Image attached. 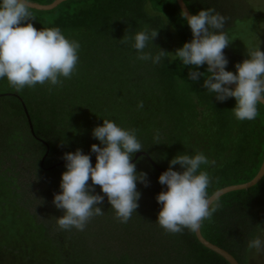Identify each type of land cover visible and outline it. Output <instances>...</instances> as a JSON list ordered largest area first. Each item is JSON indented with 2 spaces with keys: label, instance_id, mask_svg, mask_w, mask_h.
Here are the masks:
<instances>
[{
  "label": "trees",
  "instance_id": "16d2710c",
  "mask_svg": "<svg viewBox=\"0 0 264 264\" xmlns=\"http://www.w3.org/2000/svg\"><path fill=\"white\" fill-rule=\"evenodd\" d=\"M32 1L46 4L53 0ZM185 2L192 14L204 5L202 0ZM31 11L35 17L32 22L37 29L58 26L67 37L80 42L79 61L73 75L61 77L62 83L55 86L37 84L17 91L6 78L0 80V102L6 110L11 108L18 112L16 115L24 113L25 123L29 126L27 132L16 128L5 135L0 160L3 155L11 158L18 152L23 156L24 151H33L34 142L38 141L44 148L39 169L46 173L49 184L52 179L61 177L59 170L65 167V162L57 163L63 160L64 152L80 148L89 153L93 143H100L92 136V129L101 125L103 118H108L110 107L117 103L124 105L122 114L118 115L122 126L137 130L144 151L148 153L144 155L151 168L147 170L148 179L157 180L156 177L167 169L169 161L178 152H197L195 147H191L189 130L198 126L210 134L209 153H204L209 160L215 161V164L202 166L211 177L209 196L224 186L246 182L257 174L264 158L263 104L258 105L259 114L255 120H237L232 111L235 98L217 101L203 88L205 77L196 82L189 79L188 72L192 66H184L179 59L169 62L166 58L158 64L137 59L139 54L132 47L130 38L145 26L159 29L154 40L156 45L150 44L145 49L153 55L159 47L174 52L191 40V30L181 16L177 0H66L51 10L31 8ZM245 16L251 17L252 14L241 12L238 19ZM124 35L129 38L128 43H121ZM120 61L126 64L127 74L122 72L124 67L117 72L116 66L121 64ZM206 68L207 65L200 66L199 71L206 72ZM227 68L232 70L230 63ZM92 75L98 83L91 85L92 97L83 93L89 85L72 96L73 86H84L82 82L85 83ZM122 80L128 85L125 92L116 86ZM141 101L143 108L138 107ZM157 134L159 144H154L153 138ZM91 158H96L94 153ZM11 159L14 164L16 161ZM156 159L163 163L162 167L157 165ZM173 167L179 169L180 166ZM2 177L0 175V258L9 250L8 247L17 252L29 243L34 250L36 246L47 248L53 264H87L78 252L66 260L62 259L60 248L50 235L44 233L47 229L45 224L39 223L38 216L18 200L20 194L9 188L11 181ZM263 181L264 176L249 188L230 191L217 198L212 203L216 211L201 225V231L208 240L227 249L241 264H247L245 247L249 240L260 235V220L264 212L261 215L255 212L261 204V196L256 191ZM58 182L57 179L55 184L60 185ZM49 195L53 201L54 194ZM233 216L236 219L231 225ZM228 229L230 242L225 239ZM193 236V244L191 242L188 246L192 255H186L190 261L188 264H230L220 254L204 246L195 232ZM180 242L178 238L177 243Z\"/></svg>",
  "mask_w": 264,
  "mask_h": 264
},
{
  "label": "clouds",
  "instance_id": "9594fccd",
  "mask_svg": "<svg viewBox=\"0 0 264 264\" xmlns=\"http://www.w3.org/2000/svg\"><path fill=\"white\" fill-rule=\"evenodd\" d=\"M181 16L191 30V40L174 52L159 47L153 55L145 49L155 44L159 29L145 26L130 38L139 54L137 59L153 64L166 58L169 62L179 59L184 66H192L188 72L191 81L205 77L203 88L217 101L235 98L232 111L237 120H255L258 105L264 104V50L260 45L247 49L246 58L235 64V71L228 70L224 50L233 39L225 31L226 17L214 8H201L194 14L182 10ZM34 19L30 0H0V80L6 78L17 91L37 84L59 85L61 77L73 75L79 61L78 40L67 37L58 26L37 29ZM128 40L124 35L121 43ZM203 65H207L206 72L199 71ZM143 106L139 102L138 107ZM92 136L100 143H93L89 153L77 148L62 156L65 171L61 174L60 191L53 196L54 206L63 210L62 215L56 216L61 230L84 231L91 217L103 215L105 196L116 218L127 223L139 207L141 192L137 183H149L147 173L137 171L133 161L135 154L144 149L136 129L103 118V123L92 129ZM153 139L154 144H159V134ZM212 164L215 161L203 151L189 154L185 150L178 152L159 175V183L166 187L156 196L161 205L156 222L166 232H196L216 211L208 195L211 177L202 168ZM97 185L100 193L95 191ZM247 248L254 254H264V235L250 239Z\"/></svg>",
  "mask_w": 264,
  "mask_h": 264
},
{
  "label": "rangeland",
  "instance_id": "374dc122",
  "mask_svg": "<svg viewBox=\"0 0 264 264\" xmlns=\"http://www.w3.org/2000/svg\"><path fill=\"white\" fill-rule=\"evenodd\" d=\"M202 1H204V5H201L200 9L214 8L226 17L225 31L233 41L224 51L231 64L232 71H235L237 62H241L246 58L247 49L260 45L261 49L264 50V0ZM241 12H246L248 15L252 14V16L238 19L241 16ZM234 14L236 16H233ZM232 17H236V19L234 18L233 20L231 19ZM229 24H231V27ZM125 65V63L121 62V64L116 66L117 72H121L124 67L125 70L122 72L127 74L128 70H126ZM96 78L98 79L99 76H96ZM96 83L97 80L92 75L86 79L85 83L82 82L84 86H73L72 96H75L85 86L89 85L84 89L83 93L88 97H92L93 93L91 91L93 89L91 85ZM116 86L123 92L128 88V85L123 80L118 82ZM123 106V104L118 105L116 103L110 107L111 111L107 119L115 120L122 125L118 115L122 114ZM262 109L264 112L263 107ZM17 113L11 108L6 110L0 102V149L4 146L5 135L12 132V129H26L25 132L28 130L29 126L25 123L24 113L16 115ZM209 139L210 134L208 135L207 131L201 130L199 126L189 130L191 147H195L197 151L209 153ZM34 144L33 151H24L23 156L18 152V154L11 157L16 161L14 164L10 156H1L0 175L3 176V179L11 181L9 188L16 190L20 194L18 200L23 201L29 207V210L38 216L39 223L45 224L47 229L44 233L50 235L53 243H56L60 248L63 260H66L69 255L71 256L73 253L78 252L79 257H82L87 264L190 263L186 255H192L188 246L191 245V242L193 244V232L184 229L182 233H168L156 222L157 214L161 208V205L157 203L156 196L166 187L159 183V176L156 177L157 180L155 181L154 179H148V186L140 182L137 183V188L141 192L139 207L127 223H121L116 218L115 210L111 208L105 196L102 205L103 215L91 217L84 231H79L75 228L61 230L56 223V216L62 215L63 210L54 206L49 195L60 191L59 185H56L55 182L58 179V183H60L61 177L55 176L57 177L56 180L52 179L54 183L48 184L46 173L39 169L41 153L44 148L38 141H35ZM134 162L137 165V171L147 173V170L151 169L144 155L139 156ZM155 162L159 167H162L160 165L163 163L159 159H156ZM63 171H65V167L60 169L59 173L62 174ZM54 187H57V189H54ZM95 191L100 193V186L97 185ZM256 192L261 196V204L258 207L260 211L256 209L255 212H260L259 215H261L264 212V181ZM235 219V216L231 218V225L234 224ZM258 219H260V216ZM247 227L248 225L244 227L245 230H247ZM259 228H261L260 235H264V216L260 220ZM229 230H227L228 235L226 234L227 238L225 239L230 242ZM78 231L83 232V234H79ZM77 233L79 235L74 238ZM178 238L181 240L179 244L177 243ZM8 248L9 250L6 254L3 257L1 256L0 264L54 263L51 254L45 247L36 246L34 250L32 244L25 243L23 250L18 249L17 252L13 249L11 251L10 247ZM245 250H247V264H264V254H254L247 247H245ZM196 263L198 262L196 261ZM214 264H217V262H214Z\"/></svg>",
  "mask_w": 264,
  "mask_h": 264
},
{
  "label": "water",
  "instance_id": "95a60500",
  "mask_svg": "<svg viewBox=\"0 0 264 264\" xmlns=\"http://www.w3.org/2000/svg\"><path fill=\"white\" fill-rule=\"evenodd\" d=\"M63 1H66V0H53L52 2L46 3V4H43V3H39V2H35V1L30 0V3H31V8H35V9H39V10H51V9L57 7ZM177 2L179 4L181 10L186 11L189 14H192L191 11H190V9H189V7H188V5L186 4V2L184 0H177ZM231 86L232 87H235L234 84L231 85ZM24 108H25V112H26V114L28 116V119H29V122H30V125H31V129H32V132H34L33 125L31 124V119L29 117L28 110H27L26 106H24ZM147 154L148 153L146 151L141 150V151H139V152H137L135 154V156L133 158V161H135L140 155H147ZM45 156H46V154H45ZM45 156L42 158V162L41 163L44 162ZM95 160H96V158L92 159V162L95 161ZM63 162H65V161L64 160H61L57 164L63 163ZM160 169H162V168H160ZM263 176H264V158H263L262 164L260 166V169L258 170L257 174L252 179H250V180H248L246 182H243V183L231 184V185H227V186H224V187L218 189L217 191H215L213 194H211L209 196L210 201L213 203L217 198H219L220 196H222L223 194H225L227 192L234 191V190H238V189L249 188V187L257 184L262 179ZM195 234H196V237L198 238V240L204 246H206L207 248H209V249L215 251L216 253L220 254L230 264H241L239 262V260L231 252H229L227 249H225V248H223V247H221V246H219V245L211 242L210 240H208L203 235V233L201 231V226L195 232Z\"/></svg>",
  "mask_w": 264,
  "mask_h": 264
}]
</instances>
